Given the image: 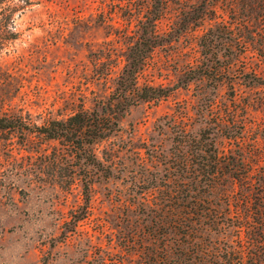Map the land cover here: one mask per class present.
I'll use <instances>...</instances> for the list:
<instances>
[{
    "label": "rangeland",
    "instance_id": "1",
    "mask_svg": "<svg viewBox=\"0 0 264 264\" xmlns=\"http://www.w3.org/2000/svg\"><path fill=\"white\" fill-rule=\"evenodd\" d=\"M1 1L9 19L0 45V116L15 114L40 124L80 109L99 108L127 63L128 46L136 40L140 20L156 8L163 10L157 23L162 40L172 41L156 49L139 84L174 90L157 104L141 101L132 106L120 120L122 130L99 147L101 151L114 145L118 157L112 176H101L94 184L87 215L78 222L75 216L85 210L80 182L66 190L40 179L49 177L52 169L43 154H50L58 142H23L20 133H3L0 264H145L139 247L134 248V235L140 232L136 226L146 222L143 205L135 202L148 188L164 189L168 183L176 156L174 121L181 114L190 116L194 131L216 133L219 151L234 153L241 147L252 170L250 188L255 194L264 190L263 0H242V9L238 0H231L241 12L239 20L249 43L246 53H232L222 26L224 39L216 42L215 50L218 65L230 66L224 82L200 79L197 69L201 36L210 26L237 17L223 0L216 15L209 14L204 21L201 11L210 7L209 0ZM182 23L194 29L180 33ZM253 73L257 77L250 83L245 76ZM214 89L216 114L234 113L231 138L213 127L218 120L205 96ZM237 136L242 138L234 140ZM224 184L214 202L227 208L226 193L240 187L230 179ZM257 203L264 206L261 195ZM230 205L236 208L241 201Z\"/></svg>",
    "mask_w": 264,
    "mask_h": 264
},
{
    "label": "trees",
    "instance_id": "2",
    "mask_svg": "<svg viewBox=\"0 0 264 264\" xmlns=\"http://www.w3.org/2000/svg\"><path fill=\"white\" fill-rule=\"evenodd\" d=\"M212 1H208L210 7L202 9L201 21L209 14L216 15L217 5L222 0ZM223 1L237 17L230 23L223 20L218 27L210 26L201 36L202 55L197 65L200 79L224 82L229 74L230 66L218 65L219 54L215 50L216 42L224 39L221 35L222 26L227 32V47H233L232 53L244 54L248 47L249 36H244L242 30L245 26L239 20L241 12L234 9L231 0ZM238 1L242 9L244 4L240 3L243 1ZM1 2L0 45L4 44L9 19ZM262 2L264 6V0ZM149 15L146 20H140L136 40L128 46L127 63L111 95L99 108L80 109L66 118L50 119L40 124L15 114L0 116V137L3 133H20L23 142H58L59 146L50 154H43L46 166L52 169L49 177L40 179L66 190H71L80 182L85 210L82 216H75V222L86 217L97 180L101 176L108 179L113 174L119 149L111 145L100 151L99 147L122 130L120 120L124 113L141 101L157 104L174 90L139 84V76L150 63L156 49L172 41V38L162 40L163 36L157 29L163 10L156 8ZM181 25L178 28L180 33L194 29L186 23ZM252 76H245L251 79L250 83L257 77L255 73ZM215 89L205 99H208L209 111L218 120L213 127L217 126L228 138L230 124L236 120H233L234 113L230 111L227 115L220 112L216 114L218 95ZM202 115L204 117L205 114ZM189 117L188 114H181L175 118L176 156L173 157L171 176L165 188H148L142 193L141 199L135 202L143 205L142 215L146 222L136 226L140 232L134 235V248L139 247L137 250L143 253L145 264H264V206L257 203L258 195L264 199V190L255 194L250 188L252 170L245 163L241 147L234 153L219 151L216 133L194 131ZM239 138L242 136L234 140ZM11 145L12 142H9L8 146ZM228 179L238 183L240 189L226 191L227 197L224 199L227 208H223V204L214 200ZM234 201H241V205L232 208L230 204Z\"/></svg>",
    "mask_w": 264,
    "mask_h": 264
}]
</instances>
